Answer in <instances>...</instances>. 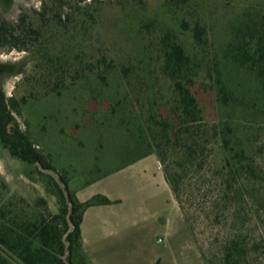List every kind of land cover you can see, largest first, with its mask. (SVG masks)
Returning <instances> with one entry per match:
<instances>
[{
    "label": "trees",
    "instance_id": "trees-1",
    "mask_svg": "<svg viewBox=\"0 0 264 264\" xmlns=\"http://www.w3.org/2000/svg\"><path fill=\"white\" fill-rule=\"evenodd\" d=\"M38 1L15 19L0 11V54H23L0 73V146L39 167L31 173L58 209L0 172V264H93L84 213L114 201H79L18 119L31 102L75 88L109 100L127 137L119 153L131 155L117 170L156 155L191 230L205 226L195 231L204 264H264V4L226 0L218 43L207 14H179L191 0H152L166 13L155 16L139 14L151 0ZM120 21L138 54L107 42ZM19 75L9 96L3 80Z\"/></svg>",
    "mask_w": 264,
    "mask_h": 264
},
{
    "label": "rangeland",
    "instance_id": "rangeland-1",
    "mask_svg": "<svg viewBox=\"0 0 264 264\" xmlns=\"http://www.w3.org/2000/svg\"><path fill=\"white\" fill-rule=\"evenodd\" d=\"M225 1L191 0L189 7L179 14H207L215 28L214 40L219 43L223 25L219 14L225 13ZM228 1L232 2L231 7L264 4V0ZM22 6H39V1L0 0V11L13 19ZM145 10L139 14H166L161 5L152 0L147 2ZM119 23L120 26L107 35V42L122 52L138 54L140 43L135 32L125 29L122 21ZM22 57L23 54L17 51L1 53L0 73L7 64ZM20 78L21 75L9 76L3 80L9 96L14 94ZM108 108L107 98L104 102L94 101L90 94L75 88L61 96L50 95L31 102L18 118L22 128L29 131L36 148L57 170L67 175L70 191L79 201L103 193L122 200L110 212L109 224L102 223L109 221L104 220L107 215L98 217L93 215L96 209L89 211L83 246L91 261L97 257L99 264H108L110 259L116 260L111 264H131L130 260L137 259L139 253L140 264H187L186 261L204 264L197 241L200 235L195 231L200 232L205 226L199 223L195 231L191 230L164 180L163 168L156 155L151 153L117 170L131 155L119 153L120 148L127 145V137L122 136V129L112 121ZM139 153L137 150L134 154ZM97 165L100 169H96ZM38 168L11 157L0 146V172L11 188L31 198L46 197L51 210L56 212L55 197L47 193L41 176L37 172L31 173ZM256 233L259 237V232Z\"/></svg>",
    "mask_w": 264,
    "mask_h": 264
},
{
    "label": "crops",
    "instance_id": "crops-1",
    "mask_svg": "<svg viewBox=\"0 0 264 264\" xmlns=\"http://www.w3.org/2000/svg\"><path fill=\"white\" fill-rule=\"evenodd\" d=\"M163 176H164V174H163ZM164 180H165V178H164ZM165 182H166V180H165ZM166 184H167V182H166ZM168 185V184H167ZM168 187H169V185H168ZM169 189H170V187H169ZM171 190V189H170ZM172 192V191H171ZM77 193H78V191H77ZM76 193V194H77ZM107 195V197L109 198V199H111L112 201H114L112 204H109V205H101V206H93V207H91V208H89V209H87L86 211H85V214H84V217H83V222H82V225H81V230H82V235H83V240H84V225H85V223H86V220H87V216H88V214H89V211H91V209H96L95 211H94V216H98V217H102L103 215L106 217V215H107V217L106 218H104V220L106 221V219L107 220H109V221H106V222H104V221H102V223L103 224H109V223H111L110 221V217H109V214H110V212L113 210V209H115V207L117 206V205H119V203H121L122 202V200L121 199H119V198H113V197H111V196H109L108 194H106V193H103V195ZM176 201V200H175ZM176 205H178L177 204V202H176ZM113 227H115V226H113ZM138 256H137V259L136 258H133L132 260H130V263L131 264H140V260H139V253L137 254ZM200 255V254H199ZM200 258H201V255H200ZM202 259V258H201ZM115 259H110L107 263L108 264H111L112 262L113 263H115ZM203 261V260H202ZM160 262H162L161 260H160ZM187 262V264H190L191 262L190 261H186ZM93 263L94 264H99L98 263V260H97V257L96 258H94L93 259ZM154 264V263H153ZM199 264H201V263H199Z\"/></svg>",
    "mask_w": 264,
    "mask_h": 264
}]
</instances>
